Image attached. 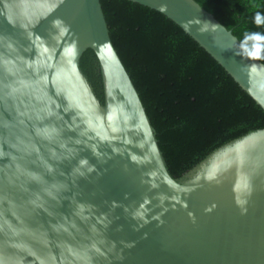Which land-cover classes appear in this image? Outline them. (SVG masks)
<instances>
[{"label":"water","instance_id":"1","mask_svg":"<svg viewBox=\"0 0 264 264\" xmlns=\"http://www.w3.org/2000/svg\"><path fill=\"white\" fill-rule=\"evenodd\" d=\"M160 13L264 111V65L194 0ZM90 49L103 103L79 67ZM0 264H264V129L164 165L99 0H0Z\"/></svg>","mask_w":264,"mask_h":264},{"label":"trees","instance_id":"2","mask_svg":"<svg viewBox=\"0 0 264 264\" xmlns=\"http://www.w3.org/2000/svg\"><path fill=\"white\" fill-rule=\"evenodd\" d=\"M264 65V0H194ZM169 175L184 179L220 147L264 129V111L180 28L127 0H99ZM79 67L103 103L98 61Z\"/></svg>","mask_w":264,"mask_h":264}]
</instances>
